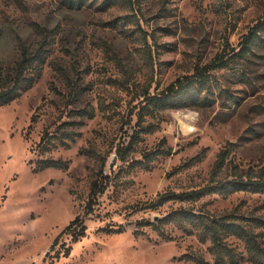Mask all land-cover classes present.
<instances>
[{
    "label": "rangeland",
    "instance_id": "374dc122",
    "mask_svg": "<svg viewBox=\"0 0 264 264\" xmlns=\"http://www.w3.org/2000/svg\"><path fill=\"white\" fill-rule=\"evenodd\" d=\"M74 2L0 0V66L12 68L21 46L43 45L47 56L35 83L0 105V264H200L190 257L198 252L214 264L209 241L195 231L172 223L165 227L172 238H165L139 222L157 223L187 205L150 202L167 189L211 182L222 149L219 180L264 168V47L213 68L206 99L144 109L143 93L239 51L264 18V0ZM135 130L137 141L128 147ZM45 131L49 149L42 150ZM49 157L68 166L36 171ZM96 178L104 190L86 212ZM197 204L260 214L264 193H212ZM77 214L86 234L73 241L64 233L51 249ZM63 242L70 253L52 262Z\"/></svg>",
    "mask_w": 264,
    "mask_h": 264
},
{
    "label": "trees",
    "instance_id": "16d2710c",
    "mask_svg": "<svg viewBox=\"0 0 264 264\" xmlns=\"http://www.w3.org/2000/svg\"><path fill=\"white\" fill-rule=\"evenodd\" d=\"M117 1L119 0H103L102 6L111 5ZM71 2L74 1L71 0ZM74 3L81 5L84 0H76ZM263 32L264 18L259 19L250 28L244 37L243 47L239 51L233 50L231 54H228V58L223 59L220 64L211 67L209 64L197 65L192 73L178 76L156 93L146 90L143 93L145 100L143 108L150 109L152 107L157 110L169 106H185L190 102L208 98L206 91L210 89L214 80L211 70L216 67L229 66L231 61L238 56L246 57L249 52L253 51L254 45L264 47ZM46 58L43 45L35 49L21 46L20 55L12 68L0 66V105L9 103L35 83L41 75ZM84 111L85 113L90 112L87 109ZM78 113L85 114L84 112ZM146 113L148 111L141 113L140 118L144 119ZM138 121L139 124H142L140 120ZM140 129L144 132H151L154 128L141 125ZM139 131L135 130L130 135L128 147H131L137 141ZM49 137L50 134L45 131L39 143L42 150L49 149L47 141ZM67 137H70V135L68 134ZM226 156V149H222L213 166V179L208 184L184 190L167 189L158 193L156 198L150 202L152 207H159L170 201L186 202L188 203L187 205L180 204L172 208L164 216L157 218V223L151 220H141L139 223L152 225L165 238H172V234H168L165 230L166 225L172 223L185 233L192 234L195 231L200 241H209L207 249L213 256L214 264H240L245 259L254 264H264V212L246 214L238 209H233L217 213L206 208L204 204H197L204 196L212 193L226 195L239 190L264 193V168L252 174L235 172V175L230 178L219 180L216 174L224 165ZM51 166L65 168L68 164L66 160L61 158H42L35 170L39 171ZM101 184L97 178L92 180L86 212L92 209L99 193L104 190ZM86 229L83 215L77 214L55 238L51 249L58 243L62 234L67 233L73 241H76L86 234ZM116 231H121V228ZM135 233L138 234V229L135 230ZM232 238L234 240H231ZM238 241L242 242V249ZM64 242L61 244L64 248L57 250L52 262L61 254L68 255L70 253L71 244ZM49 252L50 250L47 254ZM190 257L200 264H209V261L202 253L198 252Z\"/></svg>",
    "mask_w": 264,
    "mask_h": 264
}]
</instances>
